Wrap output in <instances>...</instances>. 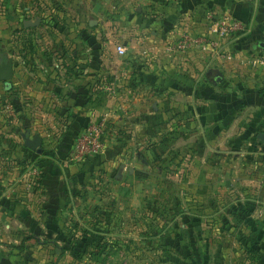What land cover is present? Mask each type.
<instances>
[{"label": "rangeland", "instance_id": "rangeland-1", "mask_svg": "<svg viewBox=\"0 0 264 264\" xmlns=\"http://www.w3.org/2000/svg\"><path fill=\"white\" fill-rule=\"evenodd\" d=\"M79 1L0 0V62L4 56L22 57L23 70L50 78L51 98L63 97L57 90L64 85L84 87L87 100L94 97L99 107L96 116L109 117L106 156L78 162L71 156L20 157L21 125L42 115L38 110L24 114L26 99L19 112L0 101V264H264V140L259 137L264 128L250 124L255 112L242 110L238 116L239 110H231L238 106L235 99L214 78L222 68L213 56L231 53L232 38L218 53L195 52V58L171 50L170 43L144 52L135 41L141 33L124 25L144 28L146 22L150 36L160 0L147 5L145 16L134 6L130 20L124 0ZM205 9L230 16L215 5ZM186 16L173 20L182 21L181 32ZM17 37L21 44L14 46ZM119 44L127 48L122 56L116 53ZM256 48L253 55L262 54ZM154 54L162 60L156 69L162 89L155 99L152 78L134 79L153 72L142 58ZM126 64L134 92L141 88L138 96L147 99L142 115L133 112L140 137H127L126 119H121L126 112L108 106L109 87L128 99L122 93L130 84L125 83L130 81ZM234 74L225 85L228 92L248 85L238 79L242 73ZM176 82L180 94L175 97ZM203 83L219 94L208 96L216 109L210 127L199 119ZM186 103L197 108L195 114L185 115ZM56 104L49 107L52 117L44 133L35 135L46 139L49 153L67 123ZM33 166L39 174L32 173ZM30 235L39 240L23 244Z\"/></svg>", "mask_w": 264, "mask_h": 264}, {"label": "crops", "instance_id": "crops-1", "mask_svg": "<svg viewBox=\"0 0 264 264\" xmlns=\"http://www.w3.org/2000/svg\"><path fill=\"white\" fill-rule=\"evenodd\" d=\"M91 1L92 0H80L79 2H81V4H84ZM124 1L128 19L134 14V6H137L138 13L142 14L143 16L149 15L147 10L150 8L147 5L150 4L152 0ZM166 2L167 0H160L158 2L159 4L152 2L155 3V8H157L158 18L153 24H150L153 25L152 27H154V30L153 32H151L150 36L147 32L149 29H151V26L149 27L146 22L141 23L143 24L142 26H144V28L140 27L139 25L135 27L133 26V22H127V24L124 25L125 30L128 32L136 31L141 33L140 37L135 41L136 44L139 47H143L144 52H146V48H163L166 44H172L174 40H176V37H178V35L181 33V29L183 27L180 26L182 25V21L173 22V20L177 19V17L182 15L186 16L188 12L193 15H190V18L186 16L189 21L185 22L187 23V27L184 30H189L194 33H204L207 31V24L204 19V12L205 8H207L209 5H215L216 10L223 11L224 13L233 16V19L241 20L246 26L245 30L239 34H235L237 36H229L223 42V45H225V43L227 44L226 41L229 38H232L231 46L227 48L229 50H232L231 53L233 54V59H227L226 55H214L213 60L214 63L218 64L219 67L222 68V79L220 81L221 85H224L221 86L222 90L226 91L225 93L227 94V96L232 95V98L235 99V102L238 105L230 106L231 110H239L238 116L243 114L244 111L242 110H250V112L253 113L255 112V118H251L253 120H250V124L256 127L264 128V86L261 87L262 85H264V68H261L259 66H252L248 62H241V59H247L252 57L253 54H255V52L257 51L256 47H258L259 41L264 40V0H170L171 3L169 7L166 6ZM29 26L30 28H34L33 22L29 24ZM16 36L18 35L16 34ZM249 46H251L250 49H248ZM236 48H239L242 51H234V49ZM195 52L213 55L212 53L202 52L199 50H191L187 53H192L189 54L190 57L195 58L193 54ZM142 59L144 61L143 63L145 68H148L146 67V65L149 64V66L153 67V72L150 71L149 74L146 75L143 73L141 75V78L134 77V79L144 82L145 79H148V81H150V79L152 78V80H154V85L151 87V90L153 91L151 94L154 95L155 99L156 94H160L162 89V87L158 85L159 82H161V73L156 74V69L160 68L161 66V56H159V54H154V56H144ZM23 63L24 59L22 57L14 56V76L8 83L0 81V101L4 100L9 105H13L12 107L15 108L16 112H19L18 107H20L21 101L23 99H26V102L28 103V108H23L24 114H27V112L30 111L38 110L37 113H40L42 115V120H32L25 118L24 125H21L23 132H20V134H22L23 136V138H21L22 146L21 144H17L16 154H18V156L21 155L20 157H36L38 155L42 158H48L55 156V159L57 160H64L66 156H68V158L71 156L73 161H81L83 158L76 159L73 157V145L77 135L85 129L86 125L90 122L93 115H97L96 113L99 107L96 106L97 103L95 101V98H90L88 101L86 98L87 89H85L84 87H79V89L76 90L75 88H69L71 87L69 85H64L62 86V89L59 88V90H57L59 93L62 94L63 97L51 98V95L54 94V85L49 86L50 78L45 75L39 76V72L34 73L27 69V71L23 70ZM127 64L123 67V70L126 68V73H129L127 74V76L129 77L130 81L125 83L130 84L128 87L125 86V89L122 90V93H126L128 99L124 100L121 96L122 94L120 93V91L119 93H115V91H118V88H115L113 86L112 88H108L111 90L113 89V96L109 99V101H107L109 103L108 106H110L111 104V107L116 106L117 109L122 108L126 112L121 117L122 121L126 119V128L128 130L126 136L136 137L138 135L137 137H140L138 128H135L136 126H140V121L139 118H136L133 112L137 111L139 115H142L140 111L145 112L144 108L146 107L147 99L145 97L138 96L140 94L137 92H142L139 91L141 88H137L134 92L133 87L131 86V80L133 79V77L130 76V74H132V71L130 69L131 66ZM208 71L209 70H207L206 73H208ZM236 72L239 74L242 73V75H240L241 78L238 79L246 81L245 83H247L248 85L239 87L237 89H234L233 91L228 92L229 90L225 89V85L229 81V76L235 75L234 73ZM202 74L204 76V72ZM94 75H96V72L94 73ZM203 76L201 77L203 78ZM80 79L81 78H78L77 81H80ZM176 79H178V75H176ZM235 82H238V80L235 79ZM205 85L206 84L203 83L201 87L202 95H205V99H203L204 102L201 104L199 119H202V121L204 122L206 121L205 123L207 124V127H210V121H214L216 119L214 115V111L216 109H212L210 104V98L208 96L210 92L213 93L211 95L212 97L217 96L219 94H217V90H215V88L210 89ZM177 86L178 83L176 82L174 87L175 89H173V91H175L173 92V94H175V97L180 94L177 92ZM90 89V92L92 94V90H94V88L90 87ZM193 89L194 91L192 92V94L195 95L194 92L195 90H197V88L194 87ZM37 99L41 100V109L38 107L39 101H37ZM188 101L191 102L190 99H188ZM32 102L36 103L35 106L31 104ZM53 103H58L56 105L63 107L61 111L63 114L62 118H64L67 123L63 126L65 127V129H63V133H60L61 135L59 134V136L55 139L57 144L55 145L54 152L49 153V151H47V149L44 147V144H42V152L39 153L37 150L31 149L27 145V139L32 140L35 138L36 134H39V132L44 133V130L46 129L45 124L47 123L49 125L51 122L52 116L49 107H51ZM157 103H159V101H157ZM175 105L178 104L175 102ZM191 105L192 104L188 105V103H186L185 110H187V114L185 115L187 116L191 115L192 113H196L197 108ZM29 106H32V109H30ZM212 112L213 114H211ZM220 112L221 110L218 109L216 114L217 117L221 115ZM252 115L250 117H252ZM190 119L191 121H195V118ZM207 121H209V123H207ZM2 125L3 124L0 122V127ZM58 125L60 126L61 124ZM42 140L43 142H45L46 139ZM108 151L109 150L106 149L103 154L106 156L107 154H109ZM40 164L41 166L46 165V167L49 168V166L45 163L43 165V163L40 162ZM51 170H53L54 173L56 171L53 168ZM49 172L50 170L48 169V173Z\"/></svg>", "mask_w": 264, "mask_h": 264}, {"label": "built area", "instance_id": "built-area-1", "mask_svg": "<svg viewBox=\"0 0 264 264\" xmlns=\"http://www.w3.org/2000/svg\"><path fill=\"white\" fill-rule=\"evenodd\" d=\"M204 19L207 24L206 32L194 33L189 30L182 31L176 40L171 44L170 49L175 52H188L199 50L208 53H218L226 38L239 34L245 30L246 26L241 20L233 19L224 14L218 15L215 10H206ZM127 48L124 45L116 46V53L124 55ZM227 59H233V54L226 55ZM242 63L248 62L252 66L264 68V54H256L247 59H241ZM108 116L98 118L93 115L85 129L78 134L73 145L74 158L82 159L86 157H96L103 154L107 149V140L104 136ZM34 175L39 174L38 166L31 168Z\"/></svg>", "mask_w": 264, "mask_h": 264}, {"label": "water", "instance_id": "water-1", "mask_svg": "<svg viewBox=\"0 0 264 264\" xmlns=\"http://www.w3.org/2000/svg\"><path fill=\"white\" fill-rule=\"evenodd\" d=\"M258 48L264 50V40L259 41ZM14 76V61L13 59H9V61L0 62V81L9 82ZM222 79L221 74L215 75L216 82H220ZM259 137L264 140V133H260ZM42 144L43 140L39 136H35L34 139H27V145L33 149L37 150L39 153L42 152Z\"/></svg>", "mask_w": 264, "mask_h": 264}, {"label": "trees", "instance_id": "trees-1", "mask_svg": "<svg viewBox=\"0 0 264 264\" xmlns=\"http://www.w3.org/2000/svg\"><path fill=\"white\" fill-rule=\"evenodd\" d=\"M207 9H205V11H206ZM205 13V12H204ZM260 50H261V53L262 54H264V50H262L261 48H259ZM88 125V124H87ZM86 125V126H87ZM78 136V135H77ZM31 239H35V240H39V238L37 237V236H34V235H30V236H27L25 239H24V241H23V244H25V242L26 241H29V240H31Z\"/></svg>", "mask_w": 264, "mask_h": 264}, {"label": "flooded vegetation", "instance_id": "flooded-vegetation-1", "mask_svg": "<svg viewBox=\"0 0 264 264\" xmlns=\"http://www.w3.org/2000/svg\"><path fill=\"white\" fill-rule=\"evenodd\" d=\"M17 33H18V32H17ZM17 33H16V34H17ZM16 34H15V36H16ZM18 38H19V37H17V38L15 39V42H14L15 45H14V46H16V45H18V44H21V41L18 40ZM9 59H10V58H7V57L4 56V57H3V60H2L1 62L9 61ZM11 59H13V61H14V58H11Z\"/></svg>", "mask_w": 264, "mask_h": 264}]
</instances>
